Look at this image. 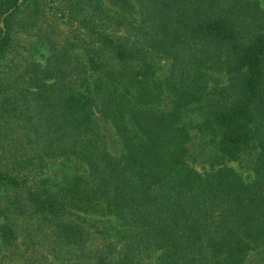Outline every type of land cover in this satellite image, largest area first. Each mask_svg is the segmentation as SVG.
<instances>
[{
    "label": "trees",
    "instance_id": "1",
    "mask_svg": "<svg viewBox=\"0 0 264 264\" xmlns=\"http://www.w3.org/2000/svg\"><path fill=\"white\" fill-rule=\"evenodd\" d=\"M0 264H264V0H0Z\"/></svg>",
    "mask_w": 264,
    "mask_h": 264
},
{
    "label": "rangeland",
    "instance_id": "2",
    "mask_svg": "<svg viewBox=\"0 0 264 264\" xmlns=\"http://www.w3.org/2000/svg\"><path fill=\"white\" fill-rule=\"evenodd\" d=\"M212 163H213L212 160L200 159L199 161L196 162V168L198 170L207 169L209 165ZM224 164L232 168L237 174L240 175V177L244 181H247L248 179L251 178V171L249 169V166L243 161L242 158L237 160H225Z\"/></svg>",
    "mask_w": 264,
    "mask_h": 264
}]
</instances>
